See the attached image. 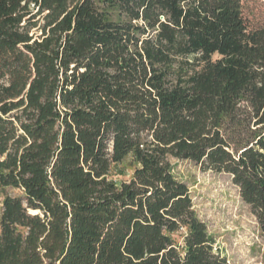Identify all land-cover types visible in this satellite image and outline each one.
<instances>
[{
	"label": "trees",
	"instance_id": "trees-1",
	"mask_svg": "<svg viewBox=\"0 0 264 264\" xmlns=\"http://www.w3.org/2000/svg\"><path fill=\"white\" fill-rule=\"evenodd\" d=\"M172 159L231 175L264 234L242 0H0V264H232Z\"/></svg>",
	"mask_w": 264,
	"mask_h": 264
},
{
	"label": "rangeland",
	"instance_id": "rangeland-1",
	"mask_svg": "<svg viewBox=\"0 0 264 264\" xmlns=\"http://www.w3.org/2000/svg\"><path fill=\"white\" fill-rule=\"evenodd\" d=\"M245 17L251 25L264 21V0H242ZM176 176L190 189L194 208L216 238L217 246L232 264H260L264 261V234L251 207L244 202L232 176L203 170L189 160L172 159ZM136 163L131 157L114 164L110 176L120 184L132 177ZM10 195L20 191L7 188ZM0 191V218L3 210ZM180 240V235H176Z\"/></svg>",
	"mask_w": 264,
	"mask_h": 264
}]
</instances>
